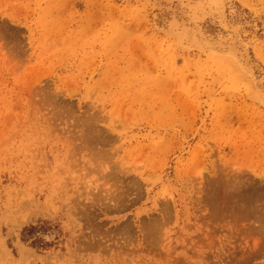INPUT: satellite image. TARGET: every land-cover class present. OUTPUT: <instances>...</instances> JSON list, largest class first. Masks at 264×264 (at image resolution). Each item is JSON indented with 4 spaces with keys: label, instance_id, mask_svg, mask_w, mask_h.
<instances>
[{
    "label": "rangeland",
    "instance_id": "1",
    "mask_svg": "<svg viewBox=\"0 0 264 264\" xmlns=\"http://www.w3.org/2000/svg\"><path fill=\"white\" fill-rule=\"evenodd\" d=\"M263 211L264 0H0V264H264Z\"/></svg>",
    "mask_w": 264,
    "mask_h": 264
},
{
    "label": "bare ground",
    "instance_id": "2",
    "mask_svg": "<svg viewBox=\"0 0 264 264\" xmlns=\"http://www.w3.org/2000/svg\"><path fill=\"white\" fill-rule=\"evenodd\" d=\"M71 136H72V135H71ZM94 158H95V157H94ZM223 182H224V181H223ZM225 183H226V182H225ZM223 184H224V183H223ZM228 184H229V183H228ZM228 184H227V185L225 184V186H229ZM233 188H234V187H233ZM233 188H232V189H233ZM228 189H229V188H228ZM81 191H82V190H81ZM214 191H215V189H214ZM216 191H217V190H216ZM223 191H225V190H223ZM230 192H231V191H230ZM232 192H233V191H232ZM236 192H237V191H236ZM213 193H214V192H213ZM232 194H233V193H232ZM230 196H231V195H230ZM109 197H111V196H109ZM123 197H124V196H123ZM215 197H216V196H215ZM215 197H214V198H215ZM79 199H80V198H79ZM216 199H217V198H216ZM227 199H229V198H227ZM259 200H260V199H259ZM213 201H214V199H213ZM236 201H237V200H236ZM225 202H226V201H225ZM234 202H235V201H234ZM244 202H246V201L244 200ZM244 202H241V203L243 204ZM248 202H249V200H248ZM248 202H247V203H248ZM238 203H239V202H238ZM247 203H245V205H246ZM218 204H219V203H218ZM229 204H230V203H229ZM239 204H240V203H239ZM242 204H241V205H242ZM245 205H244V206H245ZM118 206H119V205H118ZM244 206H243V207H244ZM254 206H255V205H254ZM258 206H259V205H258ZM237 207H238V205L236 206V208H237ZM239 207H240V206H239ZM241 207H242V206H241ZM245 207H246V206H245ZM250 207H251V206H250ZM236 208H234V209H236ZM215 209H216V208H215ZM223 209H224V208H223ZM244 209L247 210V207H246V208H243V210H244ZM216 210H217V209H216ZM224 210H225V209H224ZM224 210H223V211H224ZM237 210L240 211V213H241V209H240V208H238ZM237 210H236V212H237ZM220 211H221V210H220ZM244 211H245V210H244ZM216 212H217V211H216ZM226 212H227V211H226ZM263 212H264V211H263ZM238 213H239V212H238ZM242 213H243V211H242ZM244 213H245V212H244ZM244 213H243V215L246 214V213H245V214H244ZM260 213H261V216H262L263 213H262L261 211H260ZM249 214H250V213H249ZM258 214H259V213H258ZM246 215H247V214H246ZM240 217H241V216H240ZM249 217H250V215H249ZM251 217H252V216H251ZM247 218H248V216H247ZM248 219H249V218H248ZM250 219H251V218H250ZM239 220H241V219H239ZM242 220H243V219H242ZM244 220H245V219H244ZM262 220H263V219H262ZM249 221H250V220H249ZM263 221H264V220H263ZM239 222H240V221H239ZM258 222H259V221H258ZM259 223H260V222H259ZM263 223H264V222H263ZM261 225H263V224L261 223ZM261 225H260V226H261ZM262 227H263V226H262ZM263 230H264V229H263ZM263 230H262V231H263Z\"/></svg>",
    "mask_w": 264,
    "mask_h": 264
}]
</instances>
